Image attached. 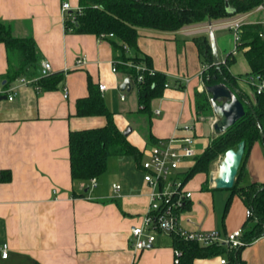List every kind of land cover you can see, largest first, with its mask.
Returning a JSON list of instances; mask_svg holds the SVG:
<instances>
[{"label": "crops", "instance_id": "crops-1", "mask_svg": "<svg viewBox=\"0 0 264 264\" xmlns=\"http://www.w3.org/2000/svg\"><path fill=\"white\" fill-rule=\"evenodd\" d=\"M63 2L71 9L81 5L80 0H0V21L9 24L12 36L31 37L36 44L38 62L20 78L35 79L44 61L50 63L49 73H63L56 89L35 88L19 82L20 78L3 87L7 60L5 47L0 44V176L10 173L8 181H0V245L7 244L8 252L7 258H0V264H174L173 237L158 234L141 251H134L129 241L130 227L139 224L148 207L142 151L152 146L148 134L154 139L181 137L185 124L193 125L197 156L209 144L212 130L200 120L205 115L195 111L194 92H200L203 86L199 76L202 65L192 39H207L212 30L216 51L220 48L225 52L228 42L233 46V38L225 43L217 34L226 30L231 34L225 21L236 16L211 20V25L207 21L185 25L175 32L137 30V54L148 56L151 69L169 79L168 88L152 99L151 116L146 118L137 112V88L132 79L116 67L111 71L112 63L121 57L117 42L66 31L64 21L69 11L61 14ZM262 18V12H255L245 20L255 24ZM125 49V55H133L132 50ZM225 56L218 54L219 62ZM232 57L229 73L234 86L244 93L239 82H246L250 68L242 51ZM79 58L85 61L77 66ZM88 78L93 86H107L100 92L103 101L118 130L130 127L126 139L141 153V160L132 155L111 156L93 187L79 184L80 189H86L81 197L71 191L68 131L93 129L106 122L104 116L74 115L75 101L88 94ZM124 78L129 79L130 91L119 90ZM173 80L183 89L173 85ZM9 91H13L11 100L7 99ZM121 94L123 101L119 100ZM247 97L251 102L255 99ZM204 123L209 128L205 135ZM247 156L239 185L263 183L264 150L260 141L252 145ZM215 173H209L210 178ZM209 174L200 173L187 181L192 197L181 215V226L221 235L250 228L252 222L245 216L248 208L237 195L231 197L223 215L228 190L215 189ZM113 184L119 188L114 189ZM217 191L222 193L219 205L215 202ZM229 256L228 252L193 258L188 264H229ZM240 260L243 264H264V235L243 246Z\"/></svg>", "mask_w": 264, "mask_h": 264}, {"label": "trees", "instance_id": "trees-1", "mask_svg": "<svg viewBox=\"0 0 264 264\" xmlns=\"http://www.w3.org/2000/svg\"><path fill=\"white\" fill-rule=\"evenodd\" d=\"M233 14L224 9V0H80V13L75 23L64 21V29L74 34H90L98 37L100 34L111 33L116 43V49L121 52V57L115 60L118 71L124 72L132 79V84L137 88L138 113L150 118V104L152 99L159 97L169 86L166 75L155 71L153 75L143 74V81L135 83L137 72L126 65L127 62L135 64L143 63L151 69L150 58L137 54V30L139 28L157 30L161 32H175L181 27L204 21L225 19V17L238 16L247 13L255 6L262 4L263 0H228ZM260 23H246L240 28L239 51L244 58L252 74L264 73V38L258 34L263 32ZM200 57V63L206 70L202 74V84L212 85L226 80L235 85L234 78L229 73L228 66L233 62V57L226 54L224 63H219L218 68L213 64L209 41L204 36H196L192 39ZM0 44L5 47L7 67L3 76V87L21 76L26 77V72L34 68L38 59L36 44L31 37L16 38L12 36L9 24L0 21ZM132 50L133 55H125L126 49ZM63 73L54 72L37 81L38 88L44 90L56 89V85L62 80ZM173 85L178 89L183 86ZM236 86V85H235ZM88 94L75 102V116H104L105 124L93 129H81L68 131L67 147L69 151V176L73 183L72 195L83 197L85 187L80 189L79 184L88 183L96 179L106 170L107 159L111 156L132 155L136 160H141V153L131 145L126 136L117 129L114 124L112 112L109 111L103 101L97 86H93L87 80ZM241 101H250V107L243 104L244 115L221 134L215 135L200 153L195 157L193 166L186 171V180L204 173L208 175L212 165L229 148L236 149L237 144L244 142V152L241 163L237 169V175L233 187L228 190L223 215L226 212L230 199L237 195L250 211V228L243 230L240 237L241 245L230 251L221 244L199 246L194 242L182 241L178 237L172 239V245L181 251L180 264H188L193 258H203L220 253H230L229 264H243L240 260V251L251 241L264 235V182L247 183L239 185L247 154L255 142H261L264 150V96H254L253 102L245 93L239 95ZM195 111L205 116H212L209 98L202 90L194 92ZM260 132L263 137L260 138ZM147 140L155 145L157 139L147 135ZM0 176V181H8L9 171ZM85 189V190H84ZM88 189V188H87Z\"/></svg>", "mask_w": 264, "mask_h": 264}, {"label": "built area", "instance_id": "built-area-1", "mask_svg": "<svg viewBox=\"0 0 264 264\" xmlns=\"http://www.w3.org/2000/svg\"><path fill=\"white\" fill-rule=\"evenodd\" d=\"M61 14H65L69 11L68 21L73 24L77 19V15L80 13V8L71 9L67 2H63L60 6ZM255 12H262L264 14V6L259 4L255 6V9L240 14L234 18L225 21L226 27L230 29L231 36L233 38V46L229 52L231 56L237 54L240 44V28L243 24H246L245 20L247 16L254 14ZM66 17V16H65ZM67 19V18H66ZM255 23H260L264 26V18ZM260 37H264V33L258 34ZM111 33L104 35L100 34L97 38L99 40L111 38ZM126 48V45H123ZM83 58H79L76 61V65L84 63ZM219 63L223 64L224 61ZM115 64L112 63L111 71L115 72ZM127 66L133 68L137 72L135 77V83H141L143 81V74L148 73L153 75L155 72L152 69L147 68L143 63L127 62ZM50 63L41 62L39 75L35 79L28 80L26 78H20L19 82L23 84H33L35 88H38L37 81L42 77L49 75ZM205 66H201L200 79L202 84V74L206 70ZM246 82L250 86L253 96H264V73L248 74ZM204 88V84H202ZM98 90L103 92L107 89V86L102 83L97 84ZM168 88V85H165ZM7 99L13 98V91H9ZM66 95V89L64 90V97ZM119 100H124V94L119 96ZM157 112V111H156ZM200 120H204L200 117ZM209 128L213 131V124L215 121L214 115L209 118ZM184 135L181 137L170 136L167 139H157L155 145L150 146L142 151V179L148 191V207L142 217L141 221L137 225H133L129 229L130 244L134 251H141L144 247L151 245L158 234H165L169 237H178L182 241L194 242L199 246H207L211 244H221L227 249L232 250L241 245L240 237L242 235L241 229L233 230L231 233L221 235L218 231H200V230H186L180 222L182 220V213L189 203L192 192L186 187L185 181L186 171L190 169L197 156L195 140H194V128L191 124H185L182 128ZM95 185V179L89 181V186ZM114 189H118L119 186L113 184ZM245 216L250 217L249 209L246 210ZM187 221L190 222L189 219ZM181 251L177 248L174 249L173 260L174 264H180L179 257ZM8 256L7 244L0 245V258L5 259ZM221 263H225L223 259H220Z\"/></svg>", "mask_w": 264, "mask_h": 264}, {"label": "water", "instance_id": "water-1", "mask_svg": "<svg viewBox=\"0 0 264 264\" xmlns=\"http://www.w3.org/2000/svg\"><path fill=\"white\" fill-rule=\"evenodd\" d=\"M224 9H226L229 14L235 12L234 9L230 8L228 0H224ZM207 24L211 25L209 20H207ZM207 39L209 41L213 64L218 68L219 58L212 30H209ZM130 88L131 86L129 85L128 78H124L119 84V90L121 92L130 91ZM203 91L209 98L211 113H213L215 117L212 128L216 135L223 133L229 126L243 117L245 113L243 104L250 107V101H241L239 97L241 92L237 90L232 83L226 80L212 85H206ZM130 132L131 129L127 126L122 133L124 136H127ZM262 137L263 134L260 132V138ZM243 152L244 142L240 141L236 149L229 148V150L225 151L217 160L216 173L212 175L209 180L215 189L230 190V188L233 187L232 185L238 172L237 169L243 158Z\"/></svg>", "mask_w": 264, "mask_h": 264}, {"label": "rangeland", "instance_id": "rangeland-1", "mask_svg": "<svg viewBox=\"0 0 264 264\" xmlns=\"http://www.w3.org/2000/svg\"><path fill=\"white\" fill-rule=\"evenodd\" d=\"M218 36L219 35H221L222 37H223V39H224V42L226 43L227 41H229L230 39H231V34H230V32L229 31H224V32H220V33H218L217 34ZM231 41V40H230ZM226 46V45H225ZM232 46V42H228V44H227V46H226V48H225V52H223L222 51V49H220V48H218V50H217V54H219V56L220 57H222L223 55H226V53H228L230 50H231V47ZM240 83V88H241V90L244 92V93H246L247 95H249V97H253V93H252V90H251V88H250V86L246 83V82H239ZM202 90H203V88H202ZM201 90V91H202ZM200 91V92H201ZM127 94V93H126ZM212 116H213V113H212ZM203 117V121H205L206 123H208V122H210V120H209V118L211 117V116H202ZM206 123H204L203 124V128H205L204 130H203V134L205 135L206 133H208V131H209V128H207V125H206ZM216 134H215V132L213 133V131H212V135L210 136L211 138H213L214 136H215ZM216 167H217V161H215V163L212 165V167H211V169H210V173H212V172H215L216 171ZM210 175L211 174H209V180H210ZM222 197V193L220 192V191H217L216 192V194H215V202L219 205L220 204V198Z\"/></svg>", "mask_w": 264, "mask_h": 264}]
</instances>
